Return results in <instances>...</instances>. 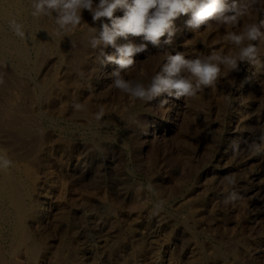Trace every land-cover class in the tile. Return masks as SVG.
Masks as SVG:
<instances>
[{
  "label": "rangeland",
  "instance_id": "obj_1",
  "mask_svg": "<svg viewBox=\"0 0 264 264\" xmlns=\"http://www.w3.org/2000/svg\"><path fill=\"white\" fill-rule=\"evenodd\" d=\"M115 15L123 16V12ZM13 18L23 23L26 39L21 40L9 28ZM189 18L190 14H182L174 21L176 33L163 49L172 54L183 51L192 58L213 50L225 54L234 50L223 37L236 29L212 24L192 32L186 27ZM245 18L241 27L264 20V0H258ZM83 21L100 28L87 10L83 11ZM88 35L83 25L63 33L57 32L49 18H33L31 0H0V151L12 162L6 171L12 182H17L14 187L24 206L29 209L34 200L45 197L51 212L40 229L30 228L31 241L41 245L42 252L46 248L57 253L64 250L68 264H95L94 258L103 253L118 260L117 264H152L153 260L158 264H264L258 255L264 245V178H256L255 182L249 178L264 165L245 164L250 155L247 148L241 154L229 155L218 169L214 165L215 144L229 137L228 124L215 105L218 102L225 106L232 100L229 81L222 80L225 70L214 88L178 99L181 105L177 99L165 96L157 97V103L156 99L147 103L132 101L112 86L110 73L116 64L101 63L99 51L87 43ZM129 39L136 44L144 42L142 37ZM165 39L167 36L161 38L162 42ZM254 43L260 49L259 64L264 63V40ZM105 51L115 54L111 47ZM158 51L135 55L136 65L122 75L147 82L154 74ZM102 65L109 66L111 72L100 77L94 70ZM258 65L241 64L240 70L248 69L259 78ZM258 91L256 113L262 137L264 81ZM164 99L168 104L160 103ZM75 103L82 107L76 109ZM100 108L105 114L98 120ZM150 121H164L169 135L144 136ZM257 126L251 123L243 131L251 145L256 140ZM233 131L230 143L243 142L245 136L239 128ZM228 178H234L235 184H229ZM232 192L238 198L225 205ZM192 206L203 207L210 215L197 220L188 210ZM90 215L101 220L103 232L87 220ZM159 220L165 221L166 227L157 228ZM14 229L15 213L0 194V251L6 250L7 256ZM150 232L155 238L156 245H151L154 248L147 240ZM88 244L96 248L93 260L82 261L81 254ZM160 246L168 247L170 256L160 257ZM215 252L221 254L218 261L212 259ZM232 254L236 257L228 260Z\"/></svg>",
  "mask_w": 264,
  "mask_h": 264
},
{
  "label": "clouds",
  "instance_id": "obj_2",
  "mask_svg": "<svg viewBox=\"0 0 264 264\" xmlns=\"http://www.w3.org/2000/svg\"><path fill=\"white\" fill-rule=\"evenodd\" d=\"M258 0H31V16L39 19L47 17L56 26L57 32L69 33L82 25L88 28L87 43L93 50H98L101 63H114L117 69L110 73L112 86L125 94L132 101L150 102L157 97H195L205 88H214L223 74L238 72L241 64L258 65L260 49L254 42L264 40V20L245 23L241 21L251 14ZM87 10L93 23L99 22V30L83 21V11ZM122 11L123 16H116ZM182 14H190L186 27L198 32L202 26L236 29L226 32L223 39L234 46V50L225 54L213 50L210 54H197L188 57L185 52L172 54L163 49L170 45L176 33L174 21ZM108 22H105V19ZM9 27L21 40L26 39L23 23L15 18L9 21ZM142 37L143 43H133L129 37ZM167 36V39L161 40ZM123 39L124 43L118 41ZM159 51V65L150 79H126L122 71L132 69L137 61L135 55L148 53V44ZM111 47L115 54H107L105 49ZM147 58V57H146ZM144 75L143 72L140 73ZM0 83H3L0 78ZM164 99L161 104H167ZM80 109V104H75ZM100 108L96 114L99 120L104 116ZM264 139V136L261 137ZM261 150L260 145L254 146ZM11 161L0 154V171L11 166ZM229 184H235L234 178H228ZM238 198L232 192L225 199L227 205Z\"/></svg>",
  "mask_w": 264,
  "mask_h": 264
},
{
  "label": "bare ground",
  "instance_id": "obj_3",
  "mask_svg": "<svg viewBox=\"0 0 264 264\" xmlns=\"http://www.w3.org/2000/svg\"><path fill=\"white\" fill-rule=\"evenodd\" d=\"M17 1V0H16ZM4 2V1H3ZM6 2V1H5ZM2 3V2H1ZM9 6V5H8ZM10 8V7H9ZM22 9V8H21ZM23 10V9H22ZM3 12V11H2ZM87 13V12H86ZM5 14V13H4ZM6 15V14H5ZM5 15H4V19H5ZM11 15V14H10ZM21 16V15H20ZM2 18V17H1ZM251 18V17H250ZM246 19V18H245ZM34 20V19H33ZM6 21V20H5ZM97 23V22H96ZM38 25V24H37ZM10 28V27H9ZM32 38V37H31ZM129 38H132V36H130ZM3 39V38H2ZM143 41V40H142ZM121 43V42H120ZM40 44V43H39ZM20 46V45H19ZM24 47V46H21ZM148 52H154L157 48L150 46L148 47ZM35 50V49H34ZM226 50V49H225ZM29 51V50H28ZM20 54H24V52L22 51H18ZM27 52V50H26ZM35 52V51H34ZM156 54V53H155ZM35 55V53H34ZM150 55V54H149ZM142 57V55H140ZM139 56V59H140ZM20 57V56H19ZM28 57V55H27ZM154 57V56H152ZM24 58V57H23ZM35 57L33 56V59ZM38 58V52H36V59ZM138 58V57H137ZM136 58V59H137ZM27 59V58H25ZM62 59V58H61ZM135 59V60H136ZM29 60V59H28ZM157 64L154 68L153 73H155L156 71H158V65H159V58L156 59ZM264 61V60H262ZM32 62V61H31ZM53 62V61H52ZM59 62V61H58ZM16 64V63H15ZM154 65H155V61H154ZM31 66V65H30ZM260 68V77H254L253 72H249V70H239L238 72H232L231 75H229V77H226L225 74L222 78V80H228L229 81V93H231V97L232 100L225 106H222L220 103L217 105L218 102H216L215 100V105L217 106V111L221 113V115L223 116V118L226 120L228 127H229V137L228 139L222 140L219 143H216V148L214 151V155H213V160H214V165H216V168L218 169L220 166H222L224 160L231 155H238L241 154L246 148L249 152V157L246 159L245 164H248L246 162H258L261 163L262 165H264V139H261V136L259 134H261L259 128L261 127L260 124L258 123L257 118L259 117L256 113L257 109V103L258 101L256 100L257 95L259 93V89H260V85L261 82L264 81V63H261L258 65ZM34 67V64H33ZM36 67V66H35ZM93 67V66H92ZM65 68V67H64ZM91 68V67H90ZM96 68V67H95ZM94 68V69H95ZM118 68V66L116 65V69ZM17 69V67H16ZM31 69V68H30ZM92 69V68H91ZM19 70V69H18ZM95 74L97 76H106V73H110L111 72V68H109V66H97V69L94 70ZM91 72V71H90ZM93 72V71H92ZM226 72V70H225ZM123 73V71H122ZM121 73V74H122ZM126 73V72H125ZM223 73V72H222ZM252 73V74H251ZM61 74V73H60ZM93 76V75H92ZM251 77L252 79H248V77ZM90 77V76H89ZM18 78V77H17ZM135 78V77H134ZM30 80V79H29ZM53 80V79H52ZM58 80V79H57ZM73 80V79H72ZM108 80V79H107ZM9 82V81H8ZM22 82V81H21ZM18 84V83H17ZM67 85V83H65ZM69 85V84H68ZM67 85V86H68ZM12 87V86H11ZM40 88V87H39ZM226 88V87H225ZM22 91V90H21ZM24 92V91H22ZM40 92V91H39ZM15 93V92H14ZM214 93V92H213ZM10 94V93H9ZM41 94V93H40ZM245 96L246 99H245ZM48 97V96H47ZM224 97V96H223ZM6 98V97H5ZM13 100V99H12ZM44 100V99H43ZM178 100V99H177ZM182 100H178V105H181L180 102ZM7 102V101H6ZM31 102V101H30ZM170 102V101H169ZM10 103V102H9ZM24 103V102H23ZM79 103V102H78ZM138 103V102H137ZM155 103H157V99L155 101ZM161 103V102H160ZM184 103V102H182ZM3 104V103H2ZM8 104V102H7ZM76 104V103H75ZM168 104V103H167ZM259 104V103H258ZM1 105V104H0ZM10 105V104H9ZM261 105V104H260ZM33 106V104H32ZM185 106V105H184ZM215 106V107H216ZM25 107V106H24ZM101 107V106H100ZM151 108V107H150ZM19 110V109H18ZM17 110V111H18ZM24 110V109H23ZM161 110V109H160ZM183 110V108H182ZM8 111V110H6ZM262 111H264V109H262ZM3 112V111H2ZM260 112V111H259ZM6 113V112H5ZM4 113V114H5ZM84 113V112H83ZM192 113V112H191ZM10 114V113H9ZM13 114V113H12ZM214 114V113H213ZM47 115V114H46ZM186 117V116H185ZM19 119V118H18ZM21 120V118H20ZM23 122V120H22ZM21 123V122H20ZM19 123V124H20ZM25 122H23L24 124ZM27 123V121H26ZM29 123V122H28ZM255 124L257 127V133H256V140H254V145H251L248 141H247V136H245V132H243L246 128L247 125L249 124ZM8 126V125H7ZM16 127V126H15ZM33 127V126H32ZM22 128V127H21ZM235 128H239V131L241 134H244V141L243 142H235L232 141L230 143V137H232V135L234 134V129ZM247 129V128H246ZM3 130V129H2ZM30 130V129H29ZM232 130V132H231ZM18 131V130H17ZM32 131V130H31ZM24 132V131H23ZM34 132V129L32 131V133ZM231 132V133H230ZM170 133V129L168 128V126H166L164 124V121L160 122H155L152 123L150 121L149 124L146 125L145 129H144V136L148 135L151 136L152 138L154 137H159V136H166L169 135ZM206 133V132H205ZM31 134V133H30ZM36 135V134H35ZM33 135V136H35ZM39 135V134H38ZM42 135V134H41ZM262 135H264V132H262ZM20 136V135H19ZM208 136V135H207ZM146 138V137H145ZM205 139V138H204ZM212 139V138H211ZM41 140V139H40ZM39 140V141H40ZM149 141V140H148ZM210 145V144H209ZM214 145V144H213ZM256 145H260L261 146V150L259 152H257L255 150ZM42 148V146H41ZM245 148V149H244ZM32 149V148H30ZM36 150V149H35ZM1 154V151H0ZM244 154V153H243ZM6 156V155H5ZM16 156V155H15ZM11 159V158H10ZM21 160V159H20ZM14 161V160H13ZM226 162V161H225ZM19 164V163H18ZM17 167V166H15ZM224 168V167H223ZM262 169L264 168H260L258 169L257 172H254L253 174L249 175V178L251 179V181H256L257 179H261L264 178V171H262ZM19 170V169H18ZM21 170V169H20ZM210 170V169H209ZM241 170V169H240ZM216 171V169L214 170ZM18 172V171H17ZM213 172V171H211ZM233 173V172H232ZM231 173V174H232ZM20 174V173H19ZM209 174V173H208ZM216 174V173H215ZM238 175V174H237ZM14 176V175H13ZM29 176V175H28ZM15 178V176H14ZM17 178V177H16ZM29 178V177H28ZM219 178H221L219 176ZM21 181V180H20ZM17 182H12L10 175L8 174V172L6 170H2L0 171V194L3 195L5 197V200L10 204V206L12 207L14 213H15V229H14V237L12 239V243L11 246L9 247V252H8V256L6 253V250L3 251L1 249L0 251V264H68V257L62 252L64 250L61 251V253H57L56 251L52 250V249H45L44 252L41 251L40 246L35 245V243H33L31 241V236H30V228L32 226L34 227H38L40 229V225L42 224V222L51 217V212L49 209V204H48V198L42 197L39 200H32L33 201V205H31V208L28 209V207H25L24 204L22 203L21 198L18 196V193L15 190L14 184H16ZM19 183V182H18ZM24 183V182H23ZM201 184V183H200ZM27 185V184H26ZM34 185V184H33ZM259 185V184H258ZM257 185V186H258ZM17 186V184H16ZM24 186V185H22ZM28 186V185H27ZM261 186L259 185L258 188L259 190ZM257 188V189H258ZM19 189V188H18ZM21 189V188H20ZM24 189V188H23ZM29 189V188H28ZM32 189V188H31ZM264 189V188H262ZM27 190V189H26ZM200 190V189H199ZM21 191V190H20ZM30 192V191H29ZM44 193V192H43ZM199 193V192H198ZM262 193V192H261ZM48 194V193H47ZM23 195V194H21ZM20 195V196H21ZM26 195V194H25ZM24 195V196H25ZM32 195V194H31ZM39 196V195H38ZM42 196V195H41ZM48 197V196H46ZM218 197V196H217ZM252 197V196H251ZM29 198V197H28ZM74 198V197H73ZM78 198V197H77ZM24 199V197H23ZM85 199V198H84ZM188 199V198H186ZM185 199V200H186ZM76 200V199H75ZM192 200V199H191ZM31 201V202H32ZM50 203V202H49ZM86 203V202H85ZM88 203V202H87ZM188 203V202H187ZM219 203V202H218ZM26 204V203H25ZM89 204V203H88ZM139 205V204H138ZM30 206V205H29ZM185 206V205H184ZM82 207V205H81ZM89 207V206H88ZM9 208V207H8ZM208 209V208H207ZM210 209V208H209ZM85 210V209H83ZM90 210V209H89ZM188 210L195 216L198 217L196 218L197 220L199 218L205 217V211L203 207H197V206H192V207H188ZM75 212V210H74ZM77 212V211H76ZM79 213V212H78ZM89 213V212H88ZM117 213V212H116ZM189 213V212H188ZM213 213V211H212ZM211 213V214H212ZM217 213V212H216ZM77 214V213H76ZM210 215V213H208ZM207 214V215H208ZM126 215V214H125ZM140 215V214H139ZM192 215V217H193ZM98 216V215H97ZM142 216V215H141ZM86 217V216H85ZM99 217V216H98ZM235 217V216H234ZM241 217V216H240ZM76 218V217H75ZM101 218V217H100ZM116 218V217H115ZM135 218V217H134ZM68 219V218H67ZM81 219V218H80ZM86 219V218H85ZM210 219V218H209ZM87 220L94 225V229L97 230L98 232H103V225H100L102 223H100L101 220H96L95 217L93 216H88ZM128 220V219H127ZM166 220V219H165ZM205 220V219H204ZM122 221V220H121ZM13 222V221H12ZM105 223V222H104ZM156 223V222H155ZM188 223V222H187ZM79 224V222H78ZM54 225V224H53ZM74 225V224H73ZM80 225V224H79ZM157 228L158 227H164L165 226V221H157L156 223ZM5 226V225H3ZM12 226V225H11ZM59 226V224H58ZM75 226V225H74ZM90 226V225H89ZM107 226V225H106ZM114 226V225H113ZM148 226V225H147ZM189 226V225H188ZM33 229H36L34 228ZM56 227V226H55ZM79 227V226H78ZM82 227V226H81ZM80 227V228H81ZM110 227V226H109ZM116 227V226H115ZM166 227V226H165ZM168 227V226H167ZM106 228V227H105ZM69 229V228H68ZM109 229V228H108ZM74 230V229H73ZM112 230V229H111ZM130 230V229H129ZM166 230V228H165ZM39 231V230H38ZM57 231V230H56ZM80 231V230H79ZM201 231V230H200ZM77 232V231H76ZM114 232V231H113ZM69 233V231H68ZM161 233V232H160ZM167 233V232H166ZM81 234V233H80ZM79 234V235H80ZM106 234V233H105ZM113 234V233H112ZM128 234V233H127ZM51 235V234H50ZM78 235V234H76ZM115 235V234H114ZM6 236V235H5ZM118 236V235H117ZM79 237V236H78ZM101 237V236H100ZM12 238V237H11ZM33 238V237H32ZM36 238V237H34ZM238 238V237H237ZM44 239V238H42ZM41 240V239H40ZM111 240V239H110ZM147 240H149V244L151 245H156V243L153 242V240H155V238L153 239V234L147 233ZM185 240V239H184ZM230 240V239H229ZM6 241V240H5ZM10 241V240H9ZM8 241V242H9ZM41 242V241H40ZM93 242V241H92ZM103 242V241H102ZM146 242V241H145ZM121 243V242H119ZM260 243V242H259ZM60 244V243H59ZM71 244V243H70ZM9 245V244H7ZM6 245V246H7ZM87 245V244H86ZM104 245H106V243L104 242ZM102 243L101 245H99L101 247L104 246ZM115 245V244H114ZM239 245V244H238ZM249 245V244H248ZM77 246V245H76ZM116 246V245H115ZM5 247V246H4ZM59 247V246H58ZM71 247V246H70ZM149 247V246H148ZM153 247V246H151ZM235 247V246H234ZM78 248V247H77ZM108 248V247H107ZM150 248V247H149ZM154 248V247H153ZM156 248V247H155ZM159 249H157V251H159L160 253V257H168L170 256V249L168 247H159ZM255 248V247H254ZM61 249V247H60ZM94 249L95 246L88 244L86 250L83 252V254H81V260L83 261H90L93 260V254H94ZM119 249V248H118ZM133 249V248H132ZM230 249V248H229ZM233 249V248H231ZM67 250V249H66ZM79 250V249H78ZM106 250V248H105ZM116 250V249H115ZM149 250V249H148ZM58 251V249H57ZM107 251V250H106ZM113 251V250H112ZM121 250H119L120 252ZM233 251V250H230ZM259 251V250H258ZM69 252V250H68ZM76 252V251H75ZM109 252V249H108ZM110 252H111V248H110ZM66 253V252H65ZM113 252H111L112 254ZM116 253V252H115ZM125 253V252H124ZM154 253V251H153ZM194 253V252H193ZM256 253V252H255ZM6 254V255H5ZM77 254V253H76ZM79 254V253H78ZM123 254V253H121ZM120 254V255H121ZM108 255H104L101 254L99 258L95 259V264H117L118 260L113 261V259L111 260L110 258H108ZM125 255V254H123ZM221 255V254H220ZM217 252L214 253V255L212 256V259L214 261H218L219 257H221ZM260 259H264V245H262V249L260 251V253L258 254ZM132 256V255H130ZM129 256V257H130ZM113 257V256H112ZM115 257V255H114ZM116 257H118V255H116ZM128 257V256H127ZM236 257V255L232 254L228 257V260L230 259H234ZM136 258V257H135ZM194 258V257H193ZM193 258L191 260H193ZM75 259V258H74ZM117 259V258H116ZM133 259V258H132ZM148 259V258H147ZM224 259V258H223ZM255 259V258H254ZM121 260V259H120ZM125 260V259H124ZM190 260V259H189ZM76 261V260H74ZM93 261V263H94ZM123 261V260H121ZM182 261V260H181ZM79 262V261H78ZM133 262V261H132ZM137 262V261H136ZM143 262V261H142ZM151 262V261H150ZM158 260H153L152 264H158ZM195 262V261H194ZM225 262V261H224ZM233 262V261H232ZM231 262V263H232ZM257 262V261H256ZM70 263V262H69ZM77 263V262H76ZM131 263V262H130ZM129 263V264H130ZM173 263V262H172ZM193 263V261H192ZM196 263V262H195ZM238 263V262H237ZM80 264H84V263H80ZM87 264V263H86ZM90 264V263H89ZM125 264H128L125 262ZM132 264V263H131ZM220 264V263H219ZM254 264V263H253ZM261 264V262H260Z\"/></svg>",
  "mask_w": 264,
  "mask_h": 264
}]
</instances>
